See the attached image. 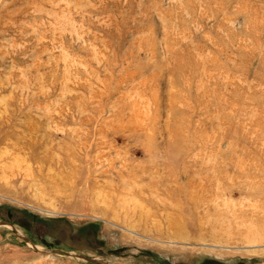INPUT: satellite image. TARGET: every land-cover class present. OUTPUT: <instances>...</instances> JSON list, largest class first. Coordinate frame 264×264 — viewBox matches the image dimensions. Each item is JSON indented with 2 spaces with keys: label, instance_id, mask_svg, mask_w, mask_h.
<instances>
[{
  "label": "rangeland",
  "instance_id": "rangeland-1",
  "mask_svg": "<svg viewBox=\"0 0 264 264\" xmlns=\"http://www.w3.org/2000/svg\"><path fill=\"white\" fill-rule=\"evenodd\" d=\"M0 264H264V0H0Z\"/></svg>",
  "mask_w": 264,
  "mask_h": 264
}]
</instances>
